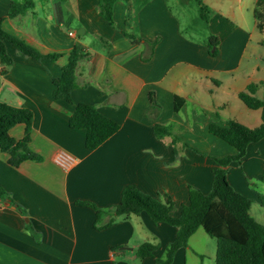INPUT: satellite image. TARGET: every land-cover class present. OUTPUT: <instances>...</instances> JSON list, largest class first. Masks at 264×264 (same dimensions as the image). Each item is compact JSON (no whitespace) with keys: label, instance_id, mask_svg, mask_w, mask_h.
Segmentation results:
<instances>
[{"label":"crops","instance_id":"obj_1","mask_svg":"<svg viewBox=\"0 0 264 264\" xmlns=\"http://www.w3.org/2000/svg\"><path fill=\"white\" fill-rule=\"evenodd\" d=\"M32 1L31 8L8 17L11 0H0L1 26L40 53L59 56L33 58L5 42L12 62L0 63V101L32 110L28 146L41 159L13 166L0 150V187L7 193L0 198V264H157L175 238V226L140 212L97 228L95 211L77 202L108 210L123 187L133 184L162 202L170 200V213L177 216L190 185L204 193L210 189L216 167L211 156L236 150L209 125L227 119L249 127L261 122V109L247 107L238 97L254 82L255 95L264 98L257 95L264 80L253 77L258 65L241 70L255 29L264 28L254 15L257 0H195L205 33L192 22L183 27L168 0H115L113 25L99 14L98 0ZM175 1L184 6L188 0ZM125 33L155 41L147 59L142 56L150 51L148 45ZM211 37L215 44L209 48ZM73 46L84 55L75 68L72 103L53 97L52 78L61 73ZM175 97L180 98L177 110ZM79 101L119 124L93 149L85 147L84 128L68 125ZM154 123L170 125L169 134L157 138ZM23 130L17 123L9 134L19 139ZM60 150L75 158L66 168L54 161ZM263 167L264 135L247 145L240 163L230 162L227 179L251 198L248 212L264 225ZM253 204L258 205L254 213ZM200 228L175 250L170 264H214L216 243L209 253L206 236L193 246ZM143 242L155 249L140 257L136 250Z\"/></svg>","mask_w":264,"mask_h":264},{"label":"trees","instance_id":"obj_2","mask_svg":"<svg viewBox=\"0 0 264 264\" xmlns=\"http://www.w3.org/2000/svg\"><path fill=\"white\" fill-rule=\"evenodd\" d=\"M115 0H98L97 10L99 14L113 25L112 6ZM33 6L32 0H11L7 16L12 17ZM264 7V0H257L255 18L261 28L259 7ZM201 11L205 8L200 4ZM0 17V63L7 67L12 58L8 55L5 42L10 43L21 53L33 58H46L54 60L59 53H40L23 39L12 35L1 26ZM133 42H145L150 51L143 55L147 59L155 45V41L149 42L137 38L130 33H125ZM215 38H209L208 46L212 48ZM215 49L210 50L211 55ZM78 47L73 46L68 54L66 63L61 67V73L52 78L54 85L52 95L72 102L71 90L76 87L75 68L77 61L82 57ZM4 70V69H3ZM258 83L251 82L245 91L238 92V97L249 108L261 109V122L259 125L249 127L239 121L227 119L223 125L211 123L209 131L218 136L236 150L234 154L222 157L211 156L216 163L213 170L210 189L204 193L194 186L188 187V200L181 205L177 216L170 213L171 201L162 202L157 198L139 190L133 184H126L120 195L119 201L110 209L103 210L89 201L77 203L89 206L96 213L93 225L97 228L105 227L121 216L139 214L145 212L154 222H166L176 227L174 240L165 251V257L156 259L157 264H170L173 253L178 247L187 244L188 237L198 228L215 239L216 250L214 264H264V225L256 221L248 212L251 198L234 189L227 179V170L231 161L241 162L249 143L256 142L264 135V98L255 95ZM150 101L155 104L153 94ZM180 98L175 97L174 109L177 110ZM33 119L32 110L25 106H13L0 101V150L8 154V163L17 166L24 159L40 160L41 155L32 151L29 146L30 130ZM22 123L24 130L22 137L14 138L9 134V129ZM68 125L72 128H84V144L88 149L96 148L119 128V124L101 113L93 104L75 102L74 109L68 118ZM153 133L157 138H163L170 132V125L154 123ZM173 141L178 139L174 137ZM198 151V150H196ZM264 183V167L261 174ZM7 193L0 187V198H5ZM107 220L103 221V217ZM155 245L150 242L141 243L136 253L142 257L151 255Z\"/></svg>","mask_w":264,"mask_h":264},{"label":"rangeland","instance_id":"obj_3","mask_svg":"<svg viewBox=\"0 0 264 264\" xmlns=\"http://www.w3.org/2000/svg\"><path fill=\"white\" fill-rule=\"evenodd\" d=\"M169 4L172 6V8L175 10V12L180 16L181 24L183 27H186V22H192L197 25V31H201L202 33H205L207 31V27L205 25V22L199 21L197 16V2L195 0H188L184 6H179L175 0H168ZM251 3V2H250ZM248 4V6L251 4ZM260 10V22L262 25H264V7H259ZM245 15L247 18H250L251 20V13L247 10H245ZM199 37V36H198ZM251 63H254L258 65L259 69H256L253 73V77H258L264 80V28L262 30L255 29L253 33V38L247 47L245 51V55L243 58L242 63V69H245L247 65H250ZM263 82V81H262ZM261 91L257 95H263L264 96V82L262 83ZM217 98L218 94L215 95ZM256 206L258 208V205L253 204L251 207V212H253V207ZM255 207V208H256ZM254 213V212H253ZM206 236L207 245H206V251L207 253L211 252L215 247V239L208 234L205 233V231L200 228L198 233L195 235L194 244L196 243L202 244V242H199V238Z\"/></svg>","mask_w":264,"mask_h":264},{"label":"built area","instance_id":"obj_4","mask_svg":"<svg viewBox=\"0 0 264 264\" xmlns=\"http://www.w3.org/2000/svg\"><path fill=\"white\" fill-rule=\"evenodd\" d=\"M75 160L74 156L66 151L60 150L54 156V161L61 167H68Z\"/></svg>","mask_w":264,"mask_h":264}]
</instances>
